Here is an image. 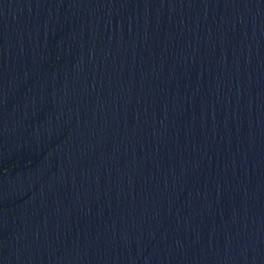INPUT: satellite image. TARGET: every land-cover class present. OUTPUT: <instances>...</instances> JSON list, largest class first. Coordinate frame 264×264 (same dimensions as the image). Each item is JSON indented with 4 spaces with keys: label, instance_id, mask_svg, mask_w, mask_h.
Listing matches in <instances>:
<instances>
[{
    "label": "water",
    "instance_id": "1",
    "mask_svg": "<svg viewBox=\"0 0 264 264\" xmlns=\"http://www.w3.org/2000/svg\"><path fill=\"white\" fill-rule=\"evenodd\" d=\"M0 264H264V0H0Z\"/></svg>",
    "mask_w": 264,
    "mask_h": 264
}]
</instances>
